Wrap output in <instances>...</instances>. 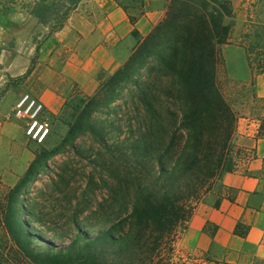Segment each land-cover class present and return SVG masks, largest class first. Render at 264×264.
I'll list each match as a JSON object with an SVG mask.
<instances>
[{
  "label": "trees",
  "instance_id": "1",
  "mask_svg": "<svg viewBox=\"0 0 264 264\" xmlns=\"http://www.w3.org/2000/svg\"><path fill=\"white\" fill-rule=\"evenodd\" d=\"M49 8L36 2L30 14L44 25ZM235 17L229 0H166L161 20L125 61L99 74L94 93L78 100L61 141L36 150L0 199V264H231L175 244L194 204L235 165L229 146L236 115L218 83ZM244 32L236 43L251 73H262L264 54L254 52L260 48L253 41L260 35ZM110 106L122 112L113 115L115 135L104 126ZM83 135L107 153L98 164L108 181L95 203L97 224L75 217L73 229L43 233L32 225L26 189L47 159Z\"/></svg>",
  "mask_w": 264,
  "mask_h": 264
},
{
  "label": "crops",
  "instance_id": "2",
  "mask_svg": "<svg viewBox=\"0 0 264 264\" xmlns=\"http://www.w3.org/2000/svg\"><path fill=\"white\" fill-rule=\"evenodd\" d=\"M229 1L236 14L235 26L241 11L242 24H262L252 13L258 4ZM165 4L166 0L78 1L62 26L49 30L34 45L35 65L17 87L41 101L51 114L61 111L69 96L91 95L98 85L97 76L113 73L125 61L137 39L161 20ZM26 16L22 20H27L30 27L24 35L19 32L26 31L25 25L19 19L15 25L8 24L4 15H0V31L14 39L22 36L32 41L45 25L30 12ZM3 38L7 39V35ZM236 38L233 34L230 43L221 47V55L224 68L235 65L250 80L253 106L235 122V133L242 139L241 155L232 170L221 174L203 199L194 204L176 244L187 254H207L226 263L251 264L264 258V72L251 73ZM27 50L30 53L33 48ZM28 66L27 60L17 74L21 75ZM4 70L9 77L17 76L11 67Z\"/></svg>",
  "mask_w": 264,
  "mask_h": 264
},
{
  "label": "rangeland",
  "instance_id": "3",
  "mask_svg": "<svg viewBox=\"0 0 264 264\" xmlns=\"http://www.w3.org/2000/svg\"><path fill=\"white\" fill-rule=\"evenodd\" d=\"M37 1L50 5V8L43 13L45 29L35 34L32 41L28 37L22 36L20 39H14L13 36H9L11 34H2L0 31V199L22 176L34 158L36 150L40 148L50 150L61 141L67 124L71 123L75 117L74 109L78 100L94 93L88 96L76 93L67 97L63 108L57 114H51L44 109L42 116L48 120L50 129L42 144H35L26 136L22 120L6 116L19 95L28 93L17 85L22 84L21 82L26 79L30 68L35 65L37 55L34 45L38 44L56 23L65 19L78 1L83 0H0V15H4L7 23L12 25H15L19 19L21 25H25L23 28L26 29L19 33L24 35L30 26L29 22L27 20L23 22L22 18H27L26 14L30 12ZM248 1L249 4L252 3L251 1L254 5L258 4L259 7L252 13L255 14V19H259L262 24L246 22L242 24L241 19L244 12L241 11L238 16V25L233 31L235 35H242L244 31H246L244 33L248 31L252 38L253 35L259 34L260 39L253 41L258 42L260 49H254V52L259 51L264 54V0ZM8 16L9 18H7ZM6 35L7 39L4 40L3 37ZM28 47L33 48L30 53L27 50ZM27 60L29 61L28 69L18 75L17 73L22 70L23 64H26ZM5 67L6 69L13 68L17 76L9 77L4 70ZM218 83L224 98L236 115V119L243 116L253 106L250 103V80L239 67L231 65L224 68V74L218 77ZM107 112L110 115L104 122V126L106 124L105 131L115 135L112 124L117 122L113 115L117 112L119 117L122 112L114 111L112 106L107 109ZM122 129L124 131L125 128ZM241 142L242 139L235 133L234 124V135L229 146L234 162L237 160L235 156L240 151ZM105 154L107 153L96 140L89 135H83L74 140L72 147L64 146L60 152L47 159L37 174L36 180L26 189L25 197L37 217L32 225L47 234L46 229L56 231L73 229V219L77 217L80 224L88 225L90 228L95 227L97 224L94 212L95 203L105 196L103 180L108 181L98 166L101 162L100 156ZM175 246L179 251L177 244Z\"/></svg>",
  "mask_w": 264,
  "mask_h": 264
},
{
  "label": "built area",
  "instance_id": "4",
  "mask_svg": "<svg viewBox=\"0 0 264 264\" xmlns=\"http://www.w3.org/2000/svg\"><path fill=\"white\" fill-rule=\"evenodd\" d=\"M43 111L44 106L41 101L28 93H22L11 105L6 116L22 120L26 136L33 143L42 144L46 140L50 129L48 120L42 116Z\"/></svg>",
  "mask_w": 264,
  "mask_h": 264
}]
</instances>
